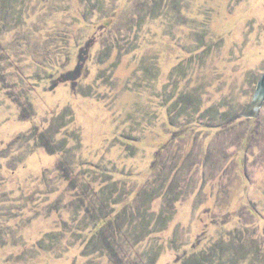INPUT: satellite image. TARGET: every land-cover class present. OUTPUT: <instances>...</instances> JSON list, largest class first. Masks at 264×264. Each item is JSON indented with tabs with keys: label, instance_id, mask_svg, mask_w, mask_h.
<instances>
[{
	"label": "rangeland",
	"instance_id": "1",
	"mask_svg": "<svg viewBox=\"0 0 264 264\" xmlns=\"http://www.w3.org/2000/svg\"><path fill=\"white\" fill-rule=\"evenodd\" d=\"M262 73L264 0H0V264H264Z\"/></svg>",
	"mask_w": 264,
	"mask_h": 264
},
{
	"label": "water",
	"instance_id": "2",
	"mask_svg": "<svg viewBox=\"0 0 264 264\" xmlns=\"http://www.w3.org/2000/svg\"><path fill=\"white\" fill-rule=\"evenodd\" d=\"M263 100H264V73H262L261 76L259 77L256 83V87L251 96V100L247 104L241 115L244 117H255Z\"/></svg>",
	"mask_w": 264,
	"mask_h": 264
},
{
	"label": "trees",
	"instance_id": "3",
	"mask_svg": "<svg viewBox=\"0 0 264 264\" xmlns=\"http://www.w3.org/2000/svg\"><path fill=\"white\" fill-rule=\"evenodd\" d=\"M79 71L74 69V71H69L66 73V78H69L71 80H74L78 76Z\"/></svg>",
	"mask_w": 264,
	"mask_h": 264
}]
</instances>
